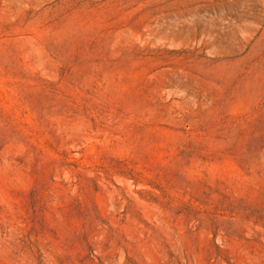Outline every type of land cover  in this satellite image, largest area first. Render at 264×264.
I'll use <instances>...</instances> for the list:
<instances>
[{
    "label": "rangeland",
    "instance_id": "374dc122",
    "mask_svg": "<svg viewBox=\"0 0 264 264\" xmlns=\"http://www.w3.org/2000/svg\"><path fill=\"white\" fill-rule=\"evenodd\" d=\"M0 264H264V0H0Z\"/></svg>",
    "mask_w": 264,
    "mask_h": 264
}]
</instances>
